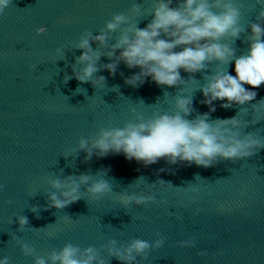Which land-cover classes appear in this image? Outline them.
Instances as JSON below:
<instances>
[{"label":"water","instance_id":"1","mask_svg":"<svg viewBox=\"0 0 264 264\" xmlns=\"http://www.w3.org/2000/svg\"><path fill=\"white\" fill-rule=\"evenodd\" d=\"M236 2L241 5V26L245 28L264 11V0ZM133 3L141 8L133 22L140 21L138 26L145 28L158 0H14L0 16V184L5 185L0 192V259L7 256L11 264H35L36 257H47L68 243L82 250L89 246L99 250L112 239L119 246L137 238L154 242L160 234L164 246L140 264H264V150L250 160L235 165L221 162L208 169L195 164L169 166L163 159L145 168L123 154L93 156L88 162L86 152L73 157L72 150L78 148L81 138L95 137L109 125L122 128L135 122L133 109L145 119L157 111L173 113L181 89L185 96H193L196 111L188 119L209 112L200 103L204 76L215 71L236 75L233 60L229 65H210L207 71L195 74L196 81L179 88H162L149 78L134 89L124 81L140 70L121 63L114 78L103 69L96 74L107 78V86L94 89L91 83L81 85L75 78L65 85L64 74L72 75L71 66L82 51H66L65 59L60 60L56 49L74 45L85 30L98 34L114 14H130ZM176 3L174 0L172 6ZM39 28H46L47 33L37 35ZM250 34H241L235 41L237 58L247 54ZM117 38L118 34L110 43ZM92 47L96 49L95 44ZM101 51L106 55L107 50ZM111 62L102 56L100 65ZM181 76L185 81L190 78L183 70ZM117 85L119 89H113ZM78 87L79 94L75 93ZM245 87L257 91L252 104L264 99V85ZM260 104L264 101L255 107ZM214 106L210 119L237 115V120L249 123L245 132L264 137V110L254 117L251 104L225 110L217 101ZM161 168L170 171L161 173ZM62 169L65 177L90 174L94 180L107 179L115 193L95 201L82 188L79 202L63 211L41 210L37 219L30 207L38 204L43 209L44 194L52 191L48 181ZM104 169H110L108 176L103 175ZM159 179L170 181L175 188L152 187ZM130 184L127 191L155 192L157 202L147 209L132 206L125 210L119 195ZM190 185L199 187V194L186 191ZM21 215L30 222L22 233L17 231L16 220ZM16 238L35 248V256L25 257ZM190 239H195V248L179 247L181 241ZM198 252L207 255L198 256ZM101 255L105 264H121L106 252Z\"/></svg>","mask_w":264,"mask_h":264},{"label":"clouds","instance_id":"2","mask_svg":"<svg viewBox=\"0 0 264 264\" xmlns=\"http://www.w3.org/2000/svg\"><path fill=\"white\" fill-rule=\"evenodd\" d=\"M13 2L14 0H0V16L4 15ZM173 2L174 0H158L151 13L153 18L145 28L138 26L140 21L133 22V18L141 11L140 5L133 3L130 14H114L98 34L85 30L74 45L57 48L56 55L61 57L60 60L65 59L66 51H82V55L76 57L71 66L72 75L65 72L63 83L67 85L75 78L81 85L91 83L94 89L107 86V78L96 74L103 69L114 78L121 63L130 70H140L124 81L134 89L141 87L149 78L159 87L179 88L185 82L196 81L195 74L207 71L210 65H229L233 60L236 75L233 76L228 71H215L211 76H204L206 83L199 88L204 99L200 103L208 106L209 112L197 113L195 119H188L196 111L193 96H185L181 89L175 100L173 113L157 111L152 118L145 119L133 109L135 122H128L122 128L109 125L101 128L95 137L81 138L78 148L72 150L73 157L86 152L85 162H88L93 156L103 158L110 154H123L128 161L135 160L145 168L163 159L169 166L191 167L195 164L208 169L221 162L235 165L250 160L264 150V137L245 132L249 123L237 120V115L230 119H210L211 114L216 111L214 103L217 101L221 102V107L225 110L234 105L243 109L245 105L251 104L254 117L264 110V104H260L259 108L255 107L264 99L252 104L256 100L257 91L245 87L248 85L251 89H259L264 85V11L258 13L256 22L245 28L241 26V5L236 0H177L176 7L172 6ZM249 31L248 52L237 58V49L233 45L241 34ZM46 33V28L37 30V35ZM116 34L118 38L115 43H110ZM226 40L232 43L224 42ZM93 44L96 45L95 50ZM101 50H107L106 55ZM102 56L113 62L101 66ZM181 70L190 74L188 81L182 78ZM80 88L75 93L79 94ZM113 89H119V86ZM224 101L227 102L223 103ZM260 121L262 120H257L256 123ZM109 171L110 169H104L103 175L108 176ZM165 171L170 169H159L161 173ZM93 176L81 174L65 177L62 169L59 176L48 181L52 191L44 194L46 205L43 209L36 204L30 207V211L37 219L41 218V210L63 211L83 199L82 188L95 201L111 197L115 193L109 180H94ZM196 177H200L199 174ZM133 184L119 195V202L125 210L132 206L147 209L157 202L155 192L127 191ZM152 187L161 190L175 188L170 181L162 179L157 180ZM4 190L5 185L0 184V192ZM186 191L195 196L200 189L190 185ZM7 203L11 205L13 202ZM16 220L19 223L17 231L20 233L30 224L25 215L16 217ZM16 242L25 257L35 256V248L18 238ZM164 244L165 238L160 234H157L154 242L137 238L119 246L118 241L112 239L99 250L93 246L82 250L79 246L68 243L60 250L51 251L47 257H36L35 264H105L101 252H106L109 258H115L121 264H140ZM179 247L195 248V239L181 241ZM197 255L206 256L207 253L198 252ZM0 264H11L10 258L4 256L0 259Z\"/></svg>","mask_w":264,"mask_h":264}]
</instances>
